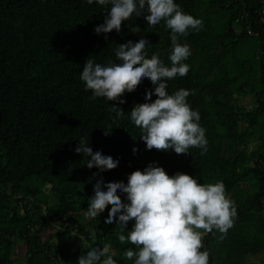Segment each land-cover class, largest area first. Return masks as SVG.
<instances>
[{"label":"trees","instance_id":"16d2710c","mask_svg":"<svg viewBox=\"0 0 264 264\" xmlns=\"http://www.w3.org/2000/svg\"><path fill=\"white\" fill-rule=\"evenodd\" d=\"M174 3L203 22L199 31L178 36L191 51L184 61L189 72L168 80L166 89L169 95L189 90L186 101L205 129L203 155L200 148L187 154L146 148L130 111L154 89L148 78L123 94V104L90 99L80 79L85 60L118 62L119 44L141 38L150 43L146 57L156 54L170 67L172 33L165 21L149 26L146 12L133 14L119 32L96 34L110 4L0 0V264H78L90 247L105 245L116 264H134L124 253L138 249L118 239L134 221L126 230L116 220L106 223L110 205L97 218L85 214L98 179L126 184L132 171L150 163L170 176L182 172L202 184L225 185L237 215L226 234L204 235L201 251H209V264H247L251 256L264 264V13L257 12L264 0ZM242 97L254 104L247 107ZM114 103L122 116L109 110ZM81 138L117 167L88 168L90 157L75 152ZM117 195L127 203L125 193Z\"/></svg>","mask_w":264,"mask_h":264},{"label":"clouds","instance_id":"9594fccd","mask_svg":"<svg viewBox=\"0 0 264 264\" xmlns=\"http://www.w3.org/2000/svg\"><path fill=\"white\" fill-rule=\"evenodd\" d=\"M95 2L101 6L111 5L103 23L95 26L96 34L119 32L122 22L132 18L133 14L140 16L146 12L144 19L149 26L165 21L172 33L173 48L170 67L165 66L156 54L146 57L145 48L150 43L145 38L119 44L115 51L118 62L101 65L92 59L85 60L80 79L86 90H91L90 99L103 97L123 104V94L134 91L144 78H148L154 89L146 90V102L135 104L130 111V120L141 129L140 139L146 148L165 152L173 149L176 154H187L189 148H200L201 154H205V129L199 123V112L186 101L189 90L181 88L171 95L166 91L168 80L177 75L186 76L189 72V65L184 61L191 51L187 44L178 43V36H186L190 29L199 31L202 20L183 12L174 0ZM87 3L92 4L93 0H87ZM153 92L155 100L151 99ZM118 104H112L109 110L122 116L124 111ZM107 134L109 131H105ZM88 142L81 138L75 148V152L90 157L86 160L88 168L106 171L117 167V160L99 151L93 152ZM118 190L126 194L127 203L117 195ZM93 191L85 214L87 218H97L110 205L106 223L116 220L122 230H126L127 223L134 221L127 235H118L121 244L131 243L138 249H128L124 253L128 260L135 257L134 264H209V251H201L204 235L214 229L226 234L237 215L234 201L226 194L223 182L202 184L194 176L182 172L170 176L152 163L142 171H132L126 184L122 181L105 184L101 177ZM108 253L107 245L90 247L85 255L78 257V264H101L102 257H106L102 264H116L115 253Z\"/></svg>","mask_w":264,"mask_h":264},{"label":"rangeland","instance_id":"374dc122","mask_svg":"<svg viewBox=\"0 0 264 264\" xmlns=\"http://www.w3.org/2000/svg\"><path fill=\"white\" fill-rule=\"evenodd\" d=\"M240 102H241L242 104L246 105L247 107H251V106L254 104V103H253V100H252L251 97H245V98L242 97V98H240ZM254 144H255V141L253 140V141L250 143V147H249V149H251V148L254 146ZM49 230L54 231L55 228H50ZM247 264H261V262H260V259H259L257 256H251V257L249 258V261H248Z\"/></svg>","mask_w":264,"mask_h":264},{"label":"built area","instance_id":"2783aa9c","mask_svg":"<svg viewBox=\"0 0 264 264\" xmlns=\"http://www.w3.org/2000/svg\"><path fill=\"white\" fill-rule=\"evenodd\" d=\"M257 12H259V13H264V6L263 7H261V8H257ZM249 30V29H248ZM250 31V30H249ZM250 33H252V31H250ZM263 34H264V28H263ZM56 226H58V224L56 225Z\"/></svg>","mask_w":264,"mask_h":264}]
</instances>
